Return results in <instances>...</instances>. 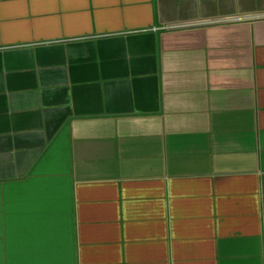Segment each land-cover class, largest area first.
<instances>
[{"label": "crops", "instance_id": "crops-1", "mask_svg": "<svg viewBox=\"0 0 264 264\" xmlns=\"http://www.w3.org/2000/svg\"><path fill=\"white\" fill-rule=\"evenodd\" d=\"M0 264H264V0H0Z\"/></svg>", "mask_w": 264, "mask_h": 264}, {"label": "built area", "instance_id": "built-area-1", "mask_svg": "<svg viewBox=\"0 0 264 264\" xmlns=\"http://www.w3.org/2000/svg\"><path fill=\"white\" fill-rule=\"evenodd\" d=\"M198 24H201L200 22H192V23H184V24H177V25H167L165 26L166 28L168 27H191V26H196Z\"/></svg>", "mask_w": 264, "mask_h": 264}]
</instances>
